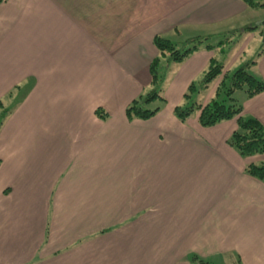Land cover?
I'll use <instances>...</instances> for the list:
<instances>
[{"label":"crops","instance_id":"obj_1","mask_svg":"<svg viewBox=\"0 0 264 264\" xmlns=\"http://www.w3.org/2000/svg\"><path fill=\"white\" fill-rule=\"evenodd\" d=\"M250 10L244 0L0 3V264H264V179L246 172L264 154L230 145L237 119L203 127L174 112L220 63L207 46L252 26ZM157 36L203 43L169 64L162 124L129 121L152 88ZM251 70L264 76V53ZM241 106L264 126V92Z\"/></svg>","mask_w":264,"mask_h":264},{"label":"trees","instance_id":"obj_2","mask_svg":"<svg viewBox=\"0 0 264 264\" xmlns=\"http://www.w3.org/2000/svg\"><path fill=\"white\" fill-rule=\"evenodd\" d=\"M5 0H0L4 2ZM251 8H263L264 2L259 0H244ZM257 26L252 25L247 30H254ZM203 40L196 38L186 42L183 47L174 44L169 39L157 36L154 39V45L159 51V57L156 58L150 65V73L152 76V91L145 97H140L133 101L131 105L126 109V117L129 121L136 119L148 120L154 117L159 111L160 107L150 110L145 106L153 102L161 101L166 103L165 97L161 94L162 89L160 84L164 76H160V67L162 60H166L168 64L181 63L187 59L191 54L195 53L202 46ZM225 42L222 41L215 46L208 45V49L221 48ZM257 64V60H253L239 70H237L231 77L226 75L224 80L218 87L216 92V98L212 99L208 104L191 103L190 105L181 106L178 105L174 108L177 118L186 122L195 112L199 114V123L203 127H212L221 122L237 119L238 130H236L229 143L234 147L242 156L250 157L254 155L264 154V126L260 121L254 118H245L243 116V108L237 103V100L233 97L237 91L244 90L249 98H253L264 92V81L258 79L251 73V68ZM224 71V66L217 60H212L210 67L204 73V79L202 81L201 89L206 90L209 86L220 76ZM229 80V85L228 84ZM188 92L183 95V98L190 101L193 97L192 94L198 91L197 86L192 83L188 87ZM225 95L226 100H220L219 98ZM2 103L0 102V119L3 115L1 113ZM246 172L258 179H264V166H258L250 164ZM194 262L198 264H207L197 258H194Z\"/></svg>","mask_w":264,"mask_h":264},{"label":"rangeland","instance_id":"obj_3","mask_svg":"<svg viewBox=\"0 0 264 264\" xmlns=\"http://www.w3.org/2000/svg\"><path fill=\"white\" fill-rule=\"evenodd\" d=\"M260 2H262L261 0H259ZM263 3V2H262ZM250 18L249 19V24H253L256 27V29L254 30H247L248 27L241 29L239 28L240 26L237 25L235 27H232V29L230 30V32L228 34L223 35V37L221 39H216L213 40V43L217 45V43H220V41L225 40L223 47L218 49L217 52V59L220 61V63L224 66V71L222 73V75H220L210 86L208 89L206 90H202L201 85H202V81L204 79V74L201 76V78H199L198 80H196V82H193L196 86L198 91L195 92L193 95V97L191 98L190 101L186 100L183 98V96H181L182 100L181 103L179 105L181 106H185V105H190L191 103H198V104H203L206 105L208 104L212 99L216 98V92L218 90H214V92L212 93V88L214 87L215 82L220 80V84L221 82L224 80L225 76L227 75L228 78L231 77L237 70H239L241 67H243L244 65H246L247 63L253 61V60H257L259 61L260 57L263 55L264 53V9L263 8H251L250 11H248L247 15ZM183 47V46H180ZM241 56V58H239ZM164 65H162V67L160 68V76H164V79L162 80V84H160V87L162 89L161 94L165 97H168V100L170 102V100L172 101V99H174L172 96L173 94H166L168 92V90H170V87L172 86V77H171V70H169L170 66L169 64L164 60ZM231 68L229 71V73L225 70ZM252 73V70H250ZM254 72L257 75H260V77H262V79L264 78L262 72L258 73L254 70ZM252 73L255 75V73ZM171 77V78H170ZM219 84V85H220ZM229 85V80H228V84ZM219 87V86H218ZM153 87L149 88L146 93L144 94L143 97H145L147 94H149L152 91ZM187 88L185 90V92L182 94L184 95L186 92H188ZM214 89V88H213ZM211 90V91H210ZM170 95V99L169 96ZM212 95V96H211ZM245 91H237L234 94V98L237 100V103H239L240 105H243V101L245 99ZM225 95H222L219 99L220 100H226L227 104H230L229 101L227 99H225ZM147 109L150 110H154L158 107H160L162 110L164 108H166V104L161 102V101H157V102H153L151 104H148L145 106ZM166 114V113H164ZM194 114H198V112H195ZM193 114V115H194ZM4 116L1 117L0 119V131H1V127H2V122L4 121ZM114 122L118 123L119 121L114 117ZM139 122L142 123H149V124H162V121L159 119V117H153L149 120H139ZM38 216H36L37 218ZM228 264H239L238 261H231L228 260L227 261Z\"/></svg>","mask_w":264,"mask_h":264}]
</instances>
